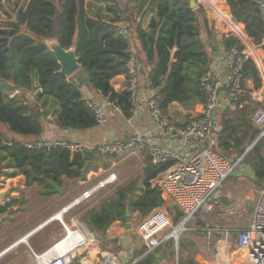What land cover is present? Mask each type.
<instances>
[{
    "label": "trees",
    "instance_id": "obj_1",
    "mask_svg": "<svg viewBox=\"0 0 264 264\" xmlns=\"http://www.w3.org/2000/svg\"><path fill=\"white\" fill-rule=\"evenodd\" d=\"M225 1L232 19L243 23L248 36L255 44L261 45L264 16L256 1ZM61 3L60 8L54 0H30L26 7L17 11L16 19L1 24L0 138L7 131L25 137L41 135L45 111H40L38 102L45 104L50 98L56 104L55 123L58 127L86 129L98 124L77 74L68 77L60 72L58 60L46 44L49 38H56L64 48L76 46L81 71L88 76L89 88L116 102L126 115L133 109L131 93L128 89L117 92L111 80L120 74L129 76L127 62L132 38L140 42L145 61L151 67L145 72L147 80L165 113L173 102L186 109L205 102L206 95L200 81L211 57L201 39L199 14L204 12L202 6L192 8L191 0H130L124 7L118 0H63ZM131 3L136 8V15L133 8H129ZM203 22L207 23V20ZM123 24L128 28L127 36L119 32ZM222 42L227 50L233 46L241 50L246 48L232 34L224 35ZM262 48L264 50V44ZM136 59L142 58L137 54ZM249 82L254 89L262 86L257 64L248 55L242 64V106L222 111L219 136L222 150H234L240 155L262 132L251 123L257 102L251 101ZM10 89L15 92L9 95ZM35 89L39 90L37 102L28 99L29 92ZM263 141L264 137L244 157L251 164L258 187L264 180ZM0 153V174L3 167H13L24 174L27 186L38 184L52 191L54 186L49 180L61 185L63 177L85 179L97 154L93 150L87 163L86 152L28 148L18 139H13L12 145L0 143ZM4 159L7 160L5 164L2 163ZM175 162L170 159L153 164L147 158L142 187L134 182L117 186L114 196L106 198L100 206L88 208L82 220L92 232L103 237L115 222L125 224L127 208L131 214L139 213L145 217L162 207L164 200L151 180ZM12 204L0 205V215ZM179 246L182 253V241ZM145 251L146 247L136 251L135 255ZM196 262L198 259L193 256L185 260L181 258L180 264ZM71 264L79 263L75 260ZM138 264H155V257L150 253Z\"/></svg>",
    "mask_w": 264,
    "mask_h": 264
},
{
    "label": "crops",
    "instance_id": "obj_2",
    "mask_svg": "<svg viewBox=\"0 0 264 264\" xmlns=\"http://www.w3.org/2000/svg\"><path fill=\"white\" fill-rule=\"evenodd\" d=\"M196 1V8L202 6L204 9V12L199 14V19L201 21L200 33L202 41L206 44L210 52L211 58L207 69L212 70L213 78L221 84H224L227 78V71L229 68L228 56L227 49L222 42V37L230 34L237 36L247 50L249 49V56L252 57L258 69L260 68L259 71L264 75V50L262 48L264 40L261 45H257L253 42L246 33L244 24L238 23L232 19L229 6L225 0ZM205 4L208 8H206ZM97 5L100 6V4ZM209 9L213 14L209 12ZM204 19L207 20V23L203 22ZM147 23L146 20L145 26H147ZM130 49L132 53L136 56L138 54L142 59L136 62L139 84L136 98L133 101V109L129 115H126L122 110L116 111L107 106L105 107V122L86 129H64L58 127L55 123L56 104L50 98L45 104L38 102L40 111H45V115L43 116V132L41 135L38 137H25L7 131L6 135L3 137L21 141L26 139L64 138L79 141L85 145L87 150L93 152L95 146L102 142L117 138L123 139L129 137L131 134L141 133L145 135L149 143L165 149L175 150L178 147V141L174 135V127L177 126L179 122L184 123L188 119L199 115L204 103H197L193 108L186 109L180 103L173 102L167 110L171 124L169 127L161 128L152 116L148 106V100L155 93L150 87L145 73L151 67L145 61L138 39L132 38ZM128 82L129 77L126 74H120L111 80V84L117 92H122L127 89ZM224 86L225 85H223V90L225 91L226 88ZM248 86L252 90L251 98L252 93L264 95V80L262 81V86L258 89H254L251 82L248 83ZM81 90L87 100L100 104L104 103V97L91 88L83 85L81 86ZM38 92V89L31 90L28 94V99L37 102L36 95ZM225 109L226 106L223 103L217 108L216 121L220 128L221 118H219V115H221L222 111ZM203 147V142L199 141L192 144L186 151L187 153L196 154L203 149ZM122 155H117V160H115L114 157L101 159L97 158L95 155L92 159V169L85 179H68L63 177L60 186L65 190L64 193L56 192L55 189L52 191L38 184L27 186L24 174L15 170L13 167H3L0 174V205H5L7 203L13 204L9 207L8 211H6L7 216H5L0 223V242L3 240L1 237L2 231L5 229L12 230L10 233L11 237L8 238V241H6L7 245L4 247L6 248V246H9L7 247L9 249L6 252L3 250L2 252L4 253L0 252V254L2 253L0 258L6 255H13L15 259H19V253L16 252L15 249L22 243H28L30 251L33 249L35 252H43L65 235V229L62 223L58 219L53 218L59 210L113 172L119 177L126 168L138 163H141L144 169L147 165V158L151 162L149 155L144 150L137 148ZM1 156L0 153V158ZM89 159H87L88 162ZM6 161L7 160L4 159L2 163L5 164ZM176 163L177 161L175 164ZM103 174L104 176L102 177ZM100 175L102 178L97 179ZM154 179L151 180V183ZM112 183L114 182L107 183L104 188H100L94 196ZM118 185L119 184H117V186ZM257 188L258 186L256 184L253 169L249 167H236L234 172L225 180L223 186L218 191L220 203L215 207L220 211L217 215L218 218L216 219L215 226L211 227L212 231L208 233L206 230L191 229L192 232H195L192 234L194 238L193 242L201 247L199 250L204 254L203 256L199 250L196 251L195 257L198 259L197 264H240V257L242 264H244L243 253L236 243L235 234L236 230L239 229L237 223L245 227L252 219L254 209L250 217L244 214L248 211V206L253 205L255 207ZM113 195L114 194L111 196ZM105 199L101 200L99 204L91 206H100ZM89 201H92V198L83 201L81 204ZM96 202L97 201H95V203ZM80 205L71 208L69 212L65 213L64 218L68 224L71 222L70 219L73 216H76L82 221L79 218H82V216L78 214L76 209ZM139 216L141 220L144 217L141 214H139ZM83 223L85 224L84 221ZM133 229L132 226L131 230H126L125 224L121 221L115 222L103 237L95 233L96 239L94 241L90 240L75 247L73 250L74 261L77 260L79 264H122L124 262L123 258L126 255L129 260L134 261L141 256H147L152 253L155 257V264H178L177 246L175 241L171 243L172 238L165 240L154 250H150L141 239V242H137V240L133 239ZM171 231L170 229H166L162 232L161 237L170 234ZM39 234L42 235L48 245L43 250L36 251L31 240ZM24 236H27V241L18 243ZM190 236L189 234L185 236L187 238H182L184 240V245L187 247V240L189 239L190 241ZM212 241H214V243H212ZM207 244L210 246L206 247ZM145 247L146 251L143 254L139 256L135 255L136 251ZM183 252L184 251H182V259H188L184 257ZM187 253L185 256L188 255ZM193 256L194 254H192L191 257ZM27 258L28 260H20V263L17 264H34L30 252Z\"/></svg>",
    "mask_w": 264,
    "mask_h": 264
},
{
    "label": "built area",
    "instance_id": "obj_3",
    "mask_svg": "<svg viewBox=\"0 0 264 264\" xmlns=\"http://www.w3.org/2000/svg\"><path fill=\"white\" fill-rule=\"evenodd\" d=\"M255 1L264 16V0ZM119 32L124 36L128 35L126 24L121 26ZM248 55L249 51L247 48L241 50L239 47L233 46L227 50L229 68L224 84L213 78L211 69L205 71L200 81L201 88L206 95L202 110L199 115L188 119L184 123L176 122L177 126L174 127V135L178 141V147L175 150L153 145L141 133H134L123 139L108 140L95 146L94 150L98 154L106 156L122 155L137 148L144 150L153 164L166 162L170 159L177 161L175 165L169 167L161 175L159 174L160 176L158 175L159 177L157 176L153 180L152 186L159 189L164 203H170L180 211L184 221L183 224L174 228L170 234L161 237L162 232L171 226L169 213L163 207H159L143 217L135 229V234L150 250H154L169 238L177 239L180 233L185 230L183 225L186 222L192 220L201 211L211 209L220 203L218 191L229 175L234 172L238 163L231 161L220 147L219 136L221 128L217 125L216 112L221 103L226 108L242 106L241 98L244 95L242 64L244 57ZM136 62V55L131 52L127 62L129 75L127 89L130 91L133 101L136 98L139 84ZM223 85H225V91L223 90ZM98 93L100 94V92ZM252 99L261 102L264 100L263 97H259V94L255 93H252ZM89 105L96 115L98 124L106 120L105 107L108 106L116 111H121L116 102L107 98H104L103 104L89 101ZM148 106L152 116L161 128L170 126V116L162 110L158 99L154 95L148 100ZM251 123L253 126L260 128L262 130L261 134H264V107H257L251 116ZM22 141L28 148L45 151L67 149L71 153H85L87 150L83 143L64 138L26 139ZM199 141L203 142V149L196 154L187 153V148ZM0 143L12 145L13 140L1 137ZM116 178L117 174L113 172L84 191L53 216V218L58 219L62 223L65 229V235L59 240L67 237L70 232H74L81 237L79 245L96 239L95 233L90 231L76 216L71 217V222L68 224L64 215L71 208L93 198L100 188H104L107 183L114 182ZM191 229L196 230L197 228ZM205 230L208 233L212 231L211 227ZM235 240L242 250L244 264H264V180L257 190L252 219L247 226L240 228L236 232ZM71 244V242L67 243L62 248V251L51 252L54 244L43 252H35L31 249L30 256L34 264H71L74 261V249L65 251Z\"/></svg>",
    "mask_w": 264,
    "mask_h": 264
},
{
    "label": "rangeland",
    "instance_id": "obj_4",
    "mask_svg": "<svg viewBox=\"0 0 264 264\" xmlns=\"http://www.w3.org/2000/svg\"><path fill=\"white\" fill-rule=\"evenodd\" d=\"M29 1L30 0H0V4L2 5V9H0V27L2 26L1 25L2 22L10 20V19H16L17 11L20 8H22V7H26L28 5ZM54 1L57 3L58 7H60V8L62 7L61 1H63V0H54ZM118 1L120 2V4L123 7L125 6L126 3L130 2V0H118ZM97 4H100V3H97ZM133 6H134L133 3H131L129 5V8L130 9L133 8V11H134V13L136 15V8H134ZM205 6H206V8H208L206 4H205ZM209 12L212 13L210 11V9H209ZM263 61H264V53H263ZM259 70H260V68H259ZM260 75H261V78H262V81H263L264 80V75L262 74L261 71H260ZM14 92L15 91H13L12 89L8 90V94L9 95L13 94ZM260 96L263 97V99H264V95L259 94V97ZM251 101H253L255 103L257 102V104H258V105L256 104L257 107H264V100L262 102L259 101V100H255V101L251 100ZM219 118H221V115H219ZM262 138H260L259 141ZM251 144H253V143H251ZM251 144H249V146ZM223 152L231 159V161H233L235 163H238L237 167L240 166L241 168H248V167L252 168L250 162H248L247 160H244V157L242 158V155L238 154L236 151L231 150L230 152H227L226 150H223ZM261 152L264 154V141L261 144ZM125 154H123V155H125ZM96 157L97 158H101V159H105L106 157H112V158L114 157L115 160L118 159L117 155L116 156L115 155L106 156V155H101V154H98V153L96 154ZM103 176H104V174L102 175V177ZM102 177L100 175V177H98L97 179L102 178ZM143 181H144L143 165L141 163H138V164H135L134 166H130V167L126 168V170H124L123 173L119 177L116 178L114 183H112L110 186H108L107 188L103 189V191L98 192L95 196H93L92 201L85 202V203L81 204L80 206H78L76 208L77 212H78L79 215L81 214L80 216H83V214L85 213L87 208H89L91 205L99 204L101 200H103V199L111 196L112 194H114L115 193V189L117 187V184H119L118 186H128L129 184L134 182L137 185H142ZM95 201H97V202L95 203ZM215 206H214V208L205 209V210L201 211L192 220L186 222L183 225V227H185V230H183L180 233L179 242L182 241L183 247H185V249H186V250L183 249L184 257L190 258L192 256V254H194V257H195L196 251L199 250V248H201V247H199V245H197L196 243L193 242L194 238H193L192 234H194L195 232H192L191 228H197L196 230H205L207 228L215 226L216 219L218 218L217 215H218V213L220 211ZM163 209H165L169 213V215L171 216V226L168 229L173 230L174 228H177L181 224V222L184 221V217L182 216V214L179 213L180 211L175 206H173L172 204L164 203ZM253 209H254L253 205L248 206V211L244 215L250 217L251 216V212L253 211ZM79 218L82 220L81 217H79ZM131 219H132L131 227L133 226V228H134L133 229L134 233L132 234V237H133L134 240H137V242H141L140 238L137 235H135V232H136L135 229L138 227V225H139V223L141 221V218H140L139 214L134 213V214H131ZM82 222H83V220H82ZM237 226H239V229H240V227L242 228L243 225L240 224V223H237ZM239 229H237L236 232ZM11 232H12L11 229H9V230L5 229L4 231H2L1 237L3 238V240L0 242V252H2L7 247H9V246H6V248H4L5 245H7L6 241H8L9 237H11L10 236ZM189 234L191 236H190V241H189V239L188 240L186 239L187 242H188V247H187V246L184 245V240L182 238L185 237V236H188ZM185 238H187V237H185ZM171 240L176 242V239H174V238H172ZM31 241H32V244L35 247L36 251H41L44 248H46L47 245H48L41 234L37 235ZM212 243H214V241H212ZM178 246H179V243H178ZM208 246H210V245L207 244L206 247H208ZM15 251L19 253V256H18V257H20L19 259H15L14 258L15 256H13V255L12 256L11 255H6L5 257L0 258V264H17V263H20V260H23V261L28 260L27 257H28L29 252H30V248L28 247V243H22L21 245H19L15 249ZM186 253L188 254L187 256H185ZM177 254H178L177 255L178 256V259H177L178 260V264H180V261H181V258H182V253H181L180 246H179V250H178ZM201 255L204 256V254L202 252H201ZM239 261L240 262L242 261L241 257L239 258ZM196 264H197V262H196Z\"/></svg>",
    "mask_w": 264,
    "mask_h": 264
},
{
    "label": "water",
    "instance_id": "obj_5",
    "mask_svg": "<svg viewBox=\"0 0 264 264\" xmlns=\"http://www.w3.org/2000/svg\"><path fill=\"white\" fill-rule=\"evenodd\" d=\"M191 7L196 8L197 7V1L196 0H191ZM46 44L47 47L54 53L55 57L58 60V63L60 65V72L67 75L68 77L73 76L74 74H77V78L79 81L80 86H87L89 87V81H88V76L86 72L81 71V64L79 62V56L77 55V49L76 46H71L70 48H64L62 45L59 43V41L56 38H49L46 39ZM264 134H260V136L251 144L244 154L242 155V158L246 156V154L257 144L260 138H262ZM92 154V151L87 150L86 155L87 159L90 158V155ZM88 162V161H87ZM49 182L54 186V189L56 192L59 193H64V189L56 182L53 180H49ZM7 216V212H4L0 216V223L3 220V218ZM126 216V221H125V228L126 230L131 229V212L130 209L127 208L125 212ZM183 224V222H181ZM179 237L176 239V246H177V252L179 250ZM146 255L141 256L140 258L131 261L127 258V255L123 258L124 262L122 264H138V262L143 259Z\"/></svg>",
    "mask_w": 264,
    "mask_h": 264
},
{
    "label": "bare ground",
    "instance_id": "obj_6",
    "mask_svg": "<svg viewBox=\"0 0 264 264\" xmlns=\"http://www.w3.org/2000/svg\"><path fill=\"white\" fill-rule=\"evenodd\" d=\"M27 241V236H24L23 238H21L20 240H19V242L18 243H20V242H26ZM72 243L71 245H69V247H67L66 249H65V251H69V250H71V249H74V247H76L77 245H79L80 244V242H81V237L79 236V235H76L74 232H70L69 233V235L67 236V237H65L64 239H62V240H58L56 243H54V247L51 249V252H54V251H56V250H60V251H62V248H64L65 247V245L67 244V243ZM9 248H7V249H5V251L4 252H6L7 250H8ZM4 252H2V253H4ZM1 253V254H2ZM0 254V255H1Z\"/></svg>",
    "mask_w": 264,
    "mask_h": 264
},
{
    "label": "flooded vegetation",
    "instance_id": "obj_7",
    "mask_svg": "<svg viewBox=\"0 0 264 264\" xmlns=\"http://www.w3.org/2000/svg\"><path fill=\"white\" fill-rule=\"evenodd\" d=\"M1 9V8H0Z\"/></svg>",
    "mask_w": 264,
    "mask_h": 264
}]
</instances>
